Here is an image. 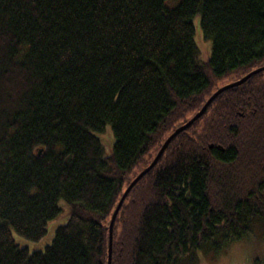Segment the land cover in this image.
Masks as SVG:
<instances>
[{"label": "trees", "instance_id": "1", "mask_svg": "<svg viewBox=\"0 0 264 264\" xmlns=\"http://www.w3.org/2000/svg\"><path fill=\"white\" fill-rule=\"evenodd\" d=\"M261 66L264 0H0V264H108L132 180L218 88ZM60 199L70 217L50 244L15 240L42 239ZM256 227L264 71L218 95L129 192L112 264H198Z\"/></svg>", "mask_w": 264, "mask_h": 264}, {"label": "rangeland", "instance_id": "2", "mask_svg": "<svg viewBox=\"0 0 264 264\" xmlns=\"http://www.w3.org/2000/svg\"><path fill=\"white\" fill-rule=\"evenodd\" d=\"M194 23L197 28L196 41L199 45L198 57L201 60H206L211 53V41L203 40L200 37L198 33L199 17L194 19ZM97 134L104 144V153L107 155L110 154L114 143L112 128L108 126L104 132ZM59 205L61 208L60 212L55 218L50 220L48 232L42 239L34 241L14 232L15 240L21 245L28 246L31 250L44 249L53 241L57 228L65 224L70 217L71 210L69 205L63 199L59 200ZM196 257L198 258V264H254V262L264 264L263 227L262 229L256 227L248 238L233 243L219 253L214 249H208L206 251L199 250L196 252Z\"/></svg>", "mask_w": 264, "mask_h": 264}, {"label": "water", "instance_id": "3", "mask_svg": "<svg viewBox=\"0 0 264 264\" xmlns=\"http://www.w3.org/2000/svg\"><path fill=\"white\" fill-rule=\"evenodd\" d=\"M264 71V66H261L259 68H256L254 70H252L251 72H249L248 74H246L245 76H243L242 78L233 81L231 83L225 84L224 86L218 88L211 96L210 98L207 100V102L204 104V106L202 107V109L196 113L190 120H188L186 123L182 124L181 126H179L178 128L175 129V131L165 140V142L163 143L162 147L160 148V150L158 151L157 155L155 156V158L153 159V161L150 163L149 166H147L144 170H142L135 178L134 180H132V182L129 184V186L126 188L125 192L123 193L114 213L111 219V224H110V234H109V253H108V264H112V258H113V243H114V224L117 218V215L124 203V201L126 200L129 192L133 189V187L138 183V181L144 176L146 175L151 169L154 168V166L158 163L159 159L161 158V156L163 155V153L165 152L166 148L168 147V145L170 144V142L182 131L186 130L194 121H196L199 117H201L206 110L208 109L209 105L216 99V97L218 95H220L222 92H224L225 90L232 88V87H237L241 84H243L244 82H246L248 79H250L253 75Z\"/></svg>", "mask_w": 264, "mask_h": 264}, {"label": "bare ground", "instance_id": "4", "mask_svg": "<svg viewBox=\"0 0 264 264\" xmlns=\"http://www.w3.org/2000/svg\"><path fill=\"white\" fill-rule=\"evenodd\" d=\"M41 152H42V150L39 153H41Z\"/></svg>", "mask_w": 264, "mask_h": 264}]
</instances>
